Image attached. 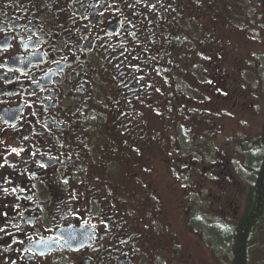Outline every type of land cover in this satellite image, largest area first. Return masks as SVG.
<instances>
[{
  "label": "flooded vegetation",
  "instance_id": "flooded-vegetation-1",
  "mask_svg": "<svg viewBox=\"0 0 264 264\" xmlns=\"http://www.w3.org/2000/svg\"><path fill=\"white\" fill-rule=\"evenodd\" d=\"M263 11L264 0H0V264H157L174 243L173 190L185 233L207 239L206 210L226 214L239 197L238 227L264 110L255 144L242 135L223 155L215 138L225 121L247 127L244 78L264 94ZM225 29L245 36L236 53Z\"/></svg>",
  "mask_w": 264,
  "mask_h": 264
},
{
  "label": "rangeland",
  "instance_id": "rangeland-1",
  "mask_svg": "<svg viewBox=\"0 0 264 264\" xmlns=\"http://www.w3.org/2000/svg\"><path fill=\"white\" fill-rule=\"evenodd\" d=\"M258 14L259 13H253V19H255ZM260 15L261 14H259V16ZM260 17L264 19L263 16ZM222 21L223 25H225L223 16ZM262 26L263 25H260L258 27L255 19L253 27L256 29L255 35H257L258 37L256 38V44L254 45L256 48L253 47V50L257 55L262 54V52L264 51V29ZM224 31L228 33V39L226 41L228 45L227 47H229L231 52L236 53L238 51L236 48L242 45L241 41L245 40V36L241 32L233 31L232 33V31L230 32L225 29L222 30L223 37H225ZM259 72V80H262L264 76L261 73V69L259 70ZM248 76L251 77L250 75ZM255 80L256 78L254 80L244 78L243 84L238 89V95L240 94V98H235V101H239V106L245 107V110L243 111V113L239 114V116H242V119L244 118L245 122L247 123L246 129L243 130L237 122L230 120V123H228L229 121H225L226 124L223 127V130L218 131L222 135L216 133L217 137L215 138V141L217 142L218 147L214 148L223 155H225V151L227 148L234 152H236V150H241L242 145L240 143V138L242 137V135H249V140H251V138L253 139L251 143L255 144V142L257 141V133H259L261 128L258 109L264 110V94L263 90L261 89L262 81H260L261 85L259 84V89L260 91L262 90V97H260L261 95H257L256 89H254L252 86V83L255 82ZM196 111V113H200L202 110L197 109ZM242 132L243 134H241ZM224 133L226 134V136L233 139V141L231 142V146L224 143ZM208 140V137H203L202 139V146H204L203 151L205 154H209V151L211 150V146H205L209 144ZM158 182L160 183V185H163L161 180L158 179ZM237 187L240 191L243 189L239 184ZM238 195L239 194H237V196ZM170 200L172 203L170 206V210L168 209V213L170 215L168 217L170 220V224L172 223L173 230L175 231L174 243L170 245V248L172 247V249L167 252L168 254H164L163 259L157 264H230L232 258L230 253L231 243H224V241L221 240V237H215L209 232V229L214 228L219 230L221 232L222 239H225L229 228L233 226L234 228L237 227L235 226V223L237 222V218L240 217L241 214V210H239V207L241 205L240 198L238 197L237 201L233 204V209H230L229 207L225 209L226 211H228V213L226 214L222 215L209 209L206 210L207 214L206 216L203 215L202 218H204L203 222L205 223L204 229H206L207 226V233L209 235L207 239H203L202 233L200 232H198L199 234L195 238L193 236L194 234L192 235L187 232L185 233L182 230V226H180V223L178 221V219L180 218L179 215H181L182 212L176 210L180 203L177 190H173ZM236 208H238V210L240 211L238 215V210ZM228 225H230L231 227H228ZM257 230H259V232L255 236V239L252 240L253 242L251 244L248 264H264V216L262 217L261 223Z\"/></svg>",
  "mask_w": 264,
  "mask_h": 264
},
{
  "label": "trees",
  "instance_id": "trees-1",
  "mask_svg": "<svg viewBox=\"0 0 264 264\" xmlns=\"http://www.w3.org/2000/svg\"><path fill=\"white\" fill-rule=\"evenodd\" d=\"M264 13V11H263ZM261 139L264 143V125L262 129ZM261 155L258 156V160L253 169L257 171L258 179L256 181L255 188L252 189L249 201L246 205V211L240 218V223L235 230L230 229L229 236L222 239V235L219 230L210 228L209 232L215 237H221L224 243H231L230 253L231 261L230 264H248V258L250 256L252 240L256 236V228L259 226L262 213L264 212V147L261 150ZM191 227V226H190ZM193 231L200 232L203 230L201 227H192ZM207 231V226L206 229ZM172 249V247H171Z\"/></svg>",
  "mask_w": 264,
  "mask_h": 264
}]
</instances>
